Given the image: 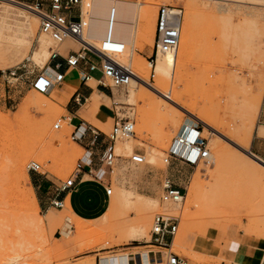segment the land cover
Returning a JSON list of instances; mask_svg holds the SVG:
<instances>
[{"label": "rangeland", "instance_id": "obj_1", "mask_svg": "<svg viewBox=\"0 0 264 264\" xmlns=\"http://www.w3.org/2000/svg\"><path fill=\"white\" fill-rule=\"evenodd\" d=\"M224 1L92 0L94 18L100 21L103 15L100 24L105 26L110 15L122 14L134 26L137 13L154 14L155 30L157 12L162 5L181 9L180 13L174 11L181 14V25L176 49L158 53L155 67V60L150 62L154 58V33L152 43L144 41L146 37L137 33L138 41L134 34L132 44L122 46L123 53L140 64V76L154 84L155 93L143 84H139L132 95L129 83L114 87L106 80V87L100 85L111 97L109 106L113 112L134 121L135 133L116 142L120 157L110 175L112 192L109 196L103 195L102 185L86 174H82V182L77 180L68 192L75 200L79 195L87 196L85 216L74 212L69 196L62 208L38 206L34 217L30 202L28 208L32 210L22 218L10 214L14 209L18 212L24 203V194L29 192L32 178H37L38 182L48 180L55 188L72 174L84 150L71 139V133L82 121L93 124L89 118H83L82 113H78V118L71 117L64 110V104L57 100L56 89L48 94L32 89L35 75L52 67L50 47L56 48L51 38L39 31V18L24 12L26 16L19 21L22 33L26 32L18 33L20 37L32 33L27 36L28 43L13 39L16 25L8 32L0 23L3 28L2 31L0 28V264H13V256L17 254L23 261L36 257L42 254L44 247L52 249L56 245L63 248L52 256L53 264H98L100 257L129 253H136L130 258L139 260L150 250L155 252L159 264L158 252L166 250L149 244V231L154 214L161 210L179 217L172 250L188 258L189 264H219L222 261L223 257L207 253L212 240L206 236L209 229L214 231V242L222 243V249L232 242H246L247 236L264 242V127L260 126L264 125V48L261 49L264 46V7L261 6L264 0ZM9 3L0 0V6L17 9ZM85 3L86 0H82L81 7L84 8ZM139 42H143V46ZM41 46L45 48L44 54ZM81 47L67 40L61 53L64 56L70 51L75 53ZM105 51L121 65L132 67L130 61H124L116 51ZM91 52L88 51L86 58L99 64V58ZM78 68H83L82 62ZM9 70H15V76H10ZM133 72L138 73L137 70ZM91 74L96 78L101 76L97 70ZM69 78L75 81L76 72ZM86 84L89 86L88 81ZM261 91V108L256 114L246 105L250 103L251 94ZM146 98H152L155 103L150 104ZM36 101L44 103L48 111L37 108ZM85 103L82 100V109ZM179 103L196 106L216 122L220 138L194 118L208 141L209 164L200 162L197 166H189L179 160L169 165L163 162L171 138L189 117L176 106ZM56 123L60 124L57 129L54 128ZM112 125L111 119L109 126L101 131L108 133ZM261 128L263 135L258 137ZM249 133L251 143L247 154L239 145L242 146ZM218 149H222L225 158L217 169L212 156ZM134 150L143 154L144 163L129 161ZM64 153L71 155L66 158ZM18 155L24 158L25 172L22 167L19 170L14 167L13 161ZM30 161L40 164L37 172L27 169ZM196 172L201 181L193 205H187L185 196L181 202L160 203L161 182L165 175L171 176L177 186L187 189ZM105 178L109 175L105 174ZM68 202L73 212L66 209ZM49 212L53 221L46 215H51ZM66 215L71 219L72 229L69 236L62 238L60 229ZM76 229L82 232L76 233ZM148 255L150 259L152 254Z\"/></svg>", "mask_w": 264, "mask_h": 264}, {"label": "built area", "instance_id": "obj_2", "mask_svg": "<svg viewBox=\"0 0 264 264\" xmlns=\"http://www.w3.org/2000/svg\"><path fill=\"white\" fill-rule=\"evenodd\" d=\"M15 1V0H8ZM82 0H30L25 2L26 7L35 12L39 18V31L48 35L56 48L50 47V60L52 62V72H38L31 82V87L37 92L48 94L60 85L65 78L66 69L77 68L81 62L84 70L82 79L89 80L91 73L99 71L101 76L97 82L106 87L108 79L114 87H122L129 83L132 74L128 69L119 65L113 60L102 59L97 52H91L90 49L82 46L77 52H68L65 57L61 55L58 45L66 40L82 39ZM174 11L181 12V9H175L171 6H160L157 12L154 30L153 53L155 60L160 52H169L176 49L180 34V15ZM88 51L93 56L99 58V64L86 58ZM59 59H62L60 61ZM63 63L66 68L62 70ZM15 70H9L10 76H15ZM63 118V117H62ZM85 123V124H84ZM56 123L54 128H59ZM134 121L129 117H119L116 119L108 133H104L94 126L82 121L76 125L71 133V139L76 143L84 141L89 134L91 137L82 148L84 153L79 157L74 165L72 174L57 186V192H64L65 195L70 192L77 180L81 179L82 174L90 175L95 178L104 187L106 195L112 192L110 175L113 172L115 162L120 157L116 152V142L134 136ZM208 141L202 135V129L198 123L188 126H181L176 134L171 138L166 150L163 162L169 165L172 161L179 160L189 166H196L198 162L207 164L209 161ZM129 161L134 164L144 163V156L137 150L129 155ZM29 171L37 172L40 164L36 161H30L27 164ZM105 174L109 178H105ZM105 184V185H104ZM185 194V188L177 186L171 176L165 175L161 182L160 203L181 202ZM65 199L52 200V205L62 208ZM179 217L170 215L161 210L154 214L150 227L149 244L166 250L160 253L159 264H189L188 258L172 250V242L178 229ZM150 264H157L155 252L150 250ZM133 264H141L140 259L130 258Z\"/></svg>", "mask_w": 264, "mask_h": 264}, {"label": "crops", "instance_id": "obj_3", "mask_svg": "<svg viewBox=\"0 0 264 264\" xmlns=\"http://www.w3.org/2000/svg\"><path fill=\"white\" fill-rule=\"evenodd\" d=\"M85 4L86 6L84 8L82 6L81 8L82 20H83L82 21L83 38L90 45L91 48L85 46L84 44L82 45L95 52L102 51L100 53L106 55H108V53L105 50H109L110 52L116 51L118 55H120L123 58L124 61H126L127 59L128 61H130V63L132 64V67L130 68L131 70L133 71L137 70L138 73L141 72L142 68L140 67V64L136 61H133L130 58V55L129 56L125 55L123 53L122 46L127 43H129L128 46L131 45L133 42L134 34L136 36V41H138L137 38L139 36L137 33L144 35L146 37L144 41L147 40L152 43V38L154 33V14L152 15L147 14L146 16H144L140 13H137V22L135 23L134 26L130 24L127 17H125L122 14H116L113 16L110 15L109 16L110 18L107 17L106 19L108 24L107 26H105L100 24V21L103 22V15L100 16V21L97 20L98 18L97 19L96 17L94 18L95 15L91 8L92 0H86ZM101 12H103V10ZM143 42L141 43L139 42L140 46H143ZM61 47H60V51H61ZM40 49H41V53L43 52L44 54L45 48L41 46ZM100 53L98 54L100 55ZM61 55L65 57L62 53ZM101 57L102 59H104L103 56ZM59 60L63 62L62 59ZM155 64H156V60L153 64L154 67ZM65 68L66 65L63 63L62 70H64ZM83 70L84 67L82 69H79L78 67L74 69H66L64 80L60 85L56 86L55 88L57 90L56 91V94L58 96L57 100L60 103L64 104V108H65L64 110L71 117L78 118V113L80 114L82 113L81 116L83 118H86V120H88L87 118H89V121L93 124V126H95V128H98L100 130L102 128H107L111 122V119L113 120V122L116 119V114L113 112L112 107L109 106L111 97L105 88L100 87V84L97 82V78L92 75H91L92 78H89V80H87L89 82L88 84L89 86H87L86 84L87 81H84L82 79ZM73 72H76L75 81L69 78V76ZM82 100H85L86 102L83 106V109L80 107L83 105ZM97 102L98 104L97 107L95 108L94 104H96ZM260 126L264 127V125H260ZM90 137L91 136L88 134L84 139V141H81L79 143L77 142V144L83 147L84 145H86ZM83 176L84 175H82L81 176L82 178L78 180V183L82 182ZM30 182L34 190L38 206L40 208L41 207L47 208V206L50 207L53 206L51 202L52 200L55 199L64 198L65 199L64 203H65L69 196V200L73 207L74 212L80 216H85L84 212L86 210L84 203L85 201H87L86 195H79V197L75 200V198H73V195L71 193L70 194L68 193L69 195L68 194L65 195L64 192H57L56 191L57 187L54 188V186L50 182H48V180L38 182L37 178H32ZM104 194L106 195L105 191L103 195ZM70 203L68 202L67 205L68 207H66L68 211L69 210L72 211V209L69 207ZM46 215L48 216V219L50 221H53L52 213L51 215H49L48 213ZM64 219L65 222L62 224L60 229L62 238H64L63 228L66 225V223H68L70 226V233L72 229L71 219L68 217V215L64 216ZM206 234H207L206 236L209 235V238L212 239L211 242L209 243V246L207 247V253L212 256L223 257L222 261L219 264H264V242L261 241L262 239H258L254 236L251 237L246 235L248 238L246 242L243 241L232 242L228 244L226 249H222L221 248L222 243L217 245L214 242L213 236H215V234L213 230L211 231V229H209ZM128 259L131 262L130 256H128Z\"/></svg>", "mask_w": 264, "mask_h": 264}, {"label": "bare ground", "instance_id": "obj_4", "mask_svg": "<svg viewBox=\"0 0 264 264\" xmlns=\"http://www.w3.org/2000/svg\"><path fill=\"white\" fill-rule=\"evenodd\" d=\"M8 1V0H7ZM208 1V0H207ZM209 1H212V0H209ZM214 1V0H213ZM216 1V0H215ZM217 1H219V0H217ZM224 0H222V2H223ZM239 1V0H238ZM241 1V0H240ZM9 2H11V3H9L10 4V6H14L15 8H17V9H13L12 7H6V6H0V23L4 26V27H6L7 28V30L8 29H12V31H13V25H14V27H16L17 26V28H15L16 30H14V38L13 39H17V40H20L21 42H25V43H28V40H27V36H29L30 34H32V33H28L29 35H24V36H22L21 35V37L19 36V34L18 33H21V34H26V32H24V33H22L23 31H21V29H22V25H21V29H20V24H22V22L20 23L19 21H21L22 20V18H24L26 15H25V13L24 12H30V13H32V14H34L35 16H37L38 17V15L35 13V12H32V11H30L29 9H28V7H26V5H25V2H20V1H18V0H15V1H9ZM224 2H226V1H224ZM236 2H237V0H236ZM243 2V1H242ZM4 3V2H3ZM8 4V3H7ZM222 4H224V3H222ZM238 4V3H237ZM240 4V3H239ZM262 4V3H261ZM257 5V4H256ZM259 6H260V4H259ZM262 7H264V1H263V5H261ZM224 7V5H222V10L223 9H225V8H223ZM82 8V7H81ZM263 10V9H262ZM261 10V11H262ZM246 15H248V13L246 14ZM263 16H264V14H263ZM15 17V18H14ZM25 20H27V19H25ZM24 22V21H23ZM132 22H135V16L133 17V20H132ZM16 25V26H15ZM24 25V24H23ZM83 25V24H82ZM2 26V27H3ZM24 28H25V26H23ZM27 27H29L28 26V24H27ZM31 27V26H30ZM1 28V27H0ZM2 29L3 28H1V31H2ZM26 29V28H25ZM28 29V28H27ZM31 29V28H30ZM29 29V30H30ZM9 31H11V30H8V32ZM30 32V31H29ZM8 34V33H7ZM6 34V35H7ZM11 36H12V33H9ZM8 34V35H9ZM48 36V35H47ZM179 38H180V34H179ZM28 39H29V37H28ZM31 40V39H30ZM52 40V39H51ZM67 41V40H66ZM70 41H72V42H74V43H76L78 46H83L82 44H84L85 46H87V47H90V45L84 40V38H83V34H82V39H79V40H75V41H73V40H70ZM100 41V40H99ZM31 42V41H30ZM178 42H179V40H178ZM262 42H264V38H263V40H262ZM64 43V42H63ZM62 43V44H63ZM62 44H60V45H58V49L60 50V47H61V45ZM178 45V44H177ZM262 45H264V43H262ZM91 48V47H90ZM262 48H264V46H262L261 47V49ZM98 52V51H97ZM100 52H102V51H100ZM100 52H98V53H100ZM100 55L101 56H103V58L104 59H109V60H113V61H115L116 63H118L115 59H113L112 57H110L109 55H106V54H103V53H100ZM119 65H121L120 63H118ZM121 66H123V65H121ZM123 67H125V66H123ZM126 69H128L129 71H130V73L132 74V77H131V79H130V81H129V88H130V90H129V92H130V94L132 95V94H134L135 93V91L137 90V88H138V85L139 84H143L144 86H146V88H148V90H151V91H153L154 93H155V91H154V89H152V88H154V84H152V83H150L149 82V79L148 80H146L145 79V77H141L140 76V74L139 73H135V72H133V70H131L130 68H128V67H125ZM48 74L50 73V72H52V68L50 67V70L49 71H46ZM106 80H108V79H106ZM128 85V84H127ZM127 85H125V86H127ZM122 87H124V86H122ZM151 87V88H150ZM157 91V90H156ZM173 91V90H172ZM174 92V91H173ZM40 93V92H39ZM255 93V92H254ZM41 94H43V93H41ZM172 95H174V93L172 94ZM140 96V95H139ZM142 96V95H141ZM177 96V95H176ZM175 96V98H176V101H179L178 100V98ZM142 97H144V96H142ZM165 98H166V96H165ZM168 98H169V95H168ZM174 98V96H172V99ZM147 99V101H151V103L150 104H152V101H153V99L152 98H146ZM170 100H171V98H169ZM169 99H167V100H169ZM180 99V98H179ZM174 101V100H173ZM175 101V102H176ZM154 103H155V101H153ZM250 102V103H249ZM248 103V105H246L247 106V108L249 107V108H252L253 109V111L254 112H256V114L259 112V110H260V108H261V102H262V91H261V93H259V94H256V95H253V94H251V97H250V101H249ZM52 103V102H51ZM178 103V102H177ZM181 103V102H180ZM180 103L179 104H177L176 106H179V108L182 110V112L185 114H187V115H189V117H190V119H189V117H186L184 120H183V123L181 124V126H188V125H190V124H194V118L195 119H197V120H199V121H201V122H203V124H204V126H205V128L207 129V130H209L211 133H213V134H215L216 136H218V135H220V133L218 132V130L216 129V122L214 121V118L213 117H211V116H209L208 114H204L203 113V111H200V110H198L197 109V107L196 106H194V105H190V104H181L180 105ZM36 106H37V108H39L40 110H43V111H48L47 110V108H46V105L44 104V103H42L41 101H36ZM97 104H98V102L96 103V104H94V107L96 108L97 107ZM149 104V105H150ZM151 106V105H150ZM175 106V107H176ZM177 108V107H176ZM181 110H180V113H182L181 112ZM250 110V109H249ZM45 111V112H46ZM250 112V111H249ZM48 113V112H47ZM47 113H45V114H47ZM182 113V114H183ZM185 114V115H186ZM180 126V127H181ZM219 128V127H218ZM218 134V135H217ZM262 135H263V129L261 128L260 129V131L258 132V134H257V136L258 137H262ZM219 138H220V136H218ZM221 137H222V134H221ZM223 137H224V135H223ZM226 138V137H225ZM227 140H231V139H228L227 138ZM164 141V140H163ZM231 141H233V140H231ZM234 142V141H233ZM251 143V137H250V133L244 138V140H243V142H242V146H240L239 145V148L241 149V150H243V151H245L246 153L248 152V146H249V144ZM236 144V143H235ZM209 153H210V151H209ZM248 154V153H247ZM71 154H66V153H64V156L67 158L68 156H70ZM249 155H250V153H249ZM255 155H253V157H254ZM224 158H225V153L222 151V149L220 150V149H218L217 151H216V153H214V156H212V162H213V166L215 167V168H219L220 166H221V164H222V162H223V160H224ZM257 158V157H256ZM259 159V158H258ZM209 162L207 163V164H209L210 163V156H209V160H208ZM259 161H260V159H259ZM14 163V167H15V169H17V170H19L21 167V170H23V172H25L24 170V168H23V163H24V158L22 157V155L20 156V155H18V156H16L15 157V159H14V161H13ZM262 162V161H261ZM200 162H198L197 164H196V166L199 164ZM247 163H249V164H251L249 161H247ZM212 164V163H211ZM264 164V163H263ZM214 167H213V169H214ZM197 171V170H196ZM24 174V173H23ZM196 175H193V177H192V179H191V181H190V184H189V186H187V189H185V194H184V196L186 197V203H187V205H193L195 202H196V200H197V197H198V193H199V185H200V181H201V179H200V177H199V175H198V172H196L195 173ZM1 192V191H0ZM0 194H2V193H0ZM1 196V195H0ZM24 196H25V200H24V203L19 207V209H17L18 210V212L14 209V211L15 212H10V214L11 215H13V216H15V215H17V217H19V218H22V216L23 215H26L27 213H28V211H31L32 209H33V217L34 216H36V214H37V210H38V205H37V201H36V198H35V195H34V191H33V189H32V187L31 186H29V192L28 193H25L24 194ZM184 196H183V199H184ZM182 199V200H183ZM29 202L30 203H32L31 205H33L32 207V209L30 210L29 208H28V205H29ZM63 206H64V204H63ZM10 215V216H11ZM78 228H81V227H79L78 226ZM82 229V228H81ZM81 229H76L77 230V232L76 233H78V231H80V232H82L81 231ZM79 232V233H80ZM70 234V226H69V224L68 223H66V225L64 226V228H63V235L64 236H68ZM174 239H175V237H174ZM174 239H173V241H174ZM62 245H56V246H54L52 249L51 248H49V247H44V250L43 249H40V250H43L42 251V254H40V255H38V256H31V257H29V258H27L26 260L24 259V261H23V257H22V255H20L22 258H20V257H18L17 255H12L13 256V264H53L54 263V261H53V258H52V256L53 255H57V253L60 251V250H62ZM172 248H173V242H172ZM14 251V250H13ZM38 251V250H37ZM19 251L17 250V253H18ZM33 253V252H32ZM35 253V252H34ZM41 253V252H40ZM131 254H135L136 255V253H129V254H121V255H109V257H100L99 258V261H98V264H133V262H130L129 261V259H128V256H130ZM33 255H35V254H33ZM137 255H139V257H140V254H137ZM6 256V255H5ZM12 256H11V258H12ZM16 256V257H15ZM5 259V258H4ZM7 259V258H6ZM140 259V262L139 263H141V264H150V260H149V255H148V252L146 251V252H144L142 255H141V258H139ZM12 260H11V262H12ZM5 261V260H4ZM7 261H8V259H7ZM11 264V263H10Z\"/></svg>", "mask_w": 264, "mask_h": 264}]
</instances>
